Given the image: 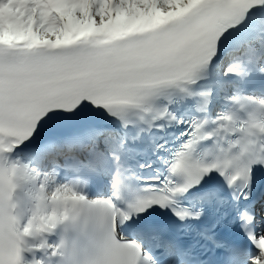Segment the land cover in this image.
Wrapping results in <instances>:
<instances>
[{"label":"snow or ice","instance_id":"1","mask_svg":"<svg viewBox=\"0 0 264 264\" xmlns=\"http://www.w3.org/2000/svg\"><path fill=\"white\" fill-rule=\"evenodd\" d=\"M0 264H264V0H0Z\"/></svg>","mask_w":264,"mask_h":264}]
</instances>
